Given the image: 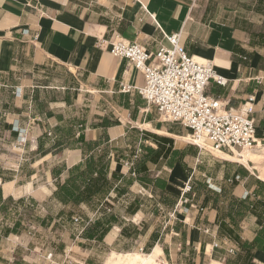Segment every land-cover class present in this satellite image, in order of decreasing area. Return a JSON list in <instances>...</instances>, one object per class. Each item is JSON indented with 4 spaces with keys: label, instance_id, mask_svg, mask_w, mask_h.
Segmentation results:
<instances>
[{
    "label": "crops",
    "instance_id": "crops-1",
    "mask_svg": "<svg viewBox=\"0 0 264 264\" xmlns=\"http://www.w3.org/2000/svg\"><path fill=\"white\" fill-rule=\"evenodd\" d=\"M179 32L187 53L212 62L217 75L226 80L224 87L210 83L211 95L231 108L254 96L258 146L250 150L245 164L221 166L217 177L207 168L198 172L202 179L197 191L202 197L197 195L193 203L203 212L182 210L177 215L171 228L174 252L170 251L169 259L172 264H264V174H256L255 167L248 165H255L253 157L264 153V0H0V141L7 132L12 142L25 139L22 146L28 158H62L61 174L55 172L57 182L50 196L63 185L69 189L74 176L79 177L76 185L81 194L86 185L97 184L98 192L76 204L53 198L61 206L100 210L128 194L134 186L131 177H136L142 189L152 186L169 192L175 182L183 185L194 174L189 171L185 176L182 168V176L177 178L181 164L173 160L186 153L171 150V174L165 179L146 175L150 172L146 166L150 159L145 160L147 147L135 167L111 148L129 132L132 126L127 125L132 121L110 116L113 107L109 104L99 116L86 120L72 117L73 110L79 111V93L89 90L115 98L123 116L134 119L137 110L140 115L147 113L140 96L117 92L120 84L141 86L142 78L127 61L113 57L108 46L120 36L154 51L166 45L163 33ZM52 69L59 70L55 84L38 81L41 75H45L42 79L51 77ZM149 117L146 114L143 120L134 121L147 128L151 126ZM151 132L158 135L161 131L153 128ZM149 151L154 152L151 159L158 154ZM221 153L238 157L243 152L234 156ZM91 161L94 167L89 171ZM145 179L148 184L141 181ZM111 217L115 224L120 223L115 214ZM103 220L88 221L83 230L101 225ZM80 237L98 242L82 233ZM153 244L151 255L160 260L163 251L158 239ZM128 255L133 254L124 256ZM151 255L146 259L154 262Z\"/></svg>",
    "mask_w": 264,
    "mask_h": 264
},
{
    "label": "rangeland",
    "instance_id": "rangeland-1",
    "mask_svg": "<svg viewBox=\"0 0 264 264\" xmlns=\"http://www.w3.org/2000/svg\"><path fill=\"white\" fill-rule=\"evenodd\" d=\"M49 74L52 75L47 76L48 79H42L45 75H41L42 78L37 80L52 81L55 84L54 75H58L59 70L52 69ZM132 92L139 96L135 90L129 93ZM79 94H81L78 103L79 111L73 110L74 119L86 120L103 114V109L109 104L113 107L110 108V116L113 118L118 116L124 122L132 121L131 125H127L132 128L125 137L116 139L111 147L123 154L121 158H124V161L133 162L135 167L136 161L138 162L143 156L144 147L157 150V156L150 159L146 165L150 169L146 175L150 177L159 175L167 179L171 174L168 163L171 150L186 153L185 157L175 158L173 162L181 164L176 173L177 178L182 176V168L185 176L189 171L194 174L190 180L193 189L188 199L192 198V195H195L194 201L197 200V195L199 198L202 197V194L197 191L202 179L198 172H203L207 168L217 177L221 166L226 164L241 166L238 163L221 160L216 151L210 148L200 149L198 147L200 144H192L187 130L178 124L164 121L154 108L147 107L146 104L143 107L148 110L147 113L140 115L137 110L135 118L132 119V115L131 118L127 115L123 116L117 109L118 102L110 97L111 95H102L90 90ZM44 96L42 94L41 99ZM72 99L75 97L72 96ZM146 114L150 115L151 126L139 127L134 120L139 118L143 120ZM153 128L161 132L155 135L156 133L151 132ZM1 138L0 264H142L143 261L146 264H152L162 263L163 260L172 264L169 253L174 252V249H171V242L175 243V240L172 239L171 228L177 223L176 217L179 214L170 216L171 205L176 202V199L179 200L180 188H183L184 184L177 185L175 182L172 191L163 192L152 186L142 189L143 186L136 181V177H131L134 184L130 185L134 186L128 194L116 197L110 205L100 207V210L90 206L84 208L61 206L50 195L53 192V184L57 182L55 178L61 174L59 170L63 162L62 158L52 156L44 160L37 157L28 158L24 151L25 147L22 146L23 140L12 142L7 132H3ZM223 153L230 155L227 152ZM257 155L259 156L253 157L256 164L248 165L255 167L256 174H264V153H257ZM133 156L136 158L130 161ZM195 156L196 160H194ZM197 160L200 163H197ZM55 172L58 174L55 175ZM28 182L31 184L27 185ZM23 185L27 186L20 189L19 187ZM104 214L110 217L104 218ZM114 214L120 223L115 224V221L110 223L114 226H110L112 229L105 242L89 243L82 240L80 232L86 222L102 218L104 220L100 226L105 228ZM74 218L83 221L75 223ZM114 238H116L115 242L111 243ZM157 239L163 251V257H160V260L151 255L153 243ZM127 254L133 255L124 256ZM149 255L155 257L154 262L146 259Z\"/></svg>",
    "mask_w": 264,
    "mask_h": 264
},
{
    "label": "built area",
    "instance_id": "built-area-1",
    "mask_svg": "<svg viewBox=\"0 0 264 264\" xmlns=\"http://www.w3.org/2000/svg\"><path fill=\"white\" fill-rule=\"evenodd\" d=\"M163 37L166 45H160L154 51L120 36L111 40L109 53L127 61L142 78L141 86L120 84V92L135 90L147 107L154 108L164 121L187 130L188 137L195 145L207 144L216 151L232 155L256 148L254 96H248L236 108L228 107L208 92L210 83L219 87L226 85V80L217 75L214 64L207 60L199 62L189 55L180 43V32L170 35L163 33ZM198 147L205 149L200 145ZM196 162L200 163L199 160ZM131 175L135 176V172H131ZM190 180L180 188V197L172 208L171 217L182 210V213H188L191 209L203 212L202 208L194 205V195L188 199L193 189ZM73 220L75 223L81 222L78 218ZM205 232L208 230L205 229ZM213 246L217 247V244ZM229 253L234 254V250L230 249Z\"/></svg>",
    "mask_w": 264,
    "mask_h": 264
},
{
    "label": "trees",
    "instance_id": "trees-1",
    "mask_svg": "<svg viewBox=\"0 0 264 264\" xmlns=\"http://www.w3.org/2000/svg\"><path fill=\"white\" fill-rule=\"evenodd\" d=\"M146 155H145V160L147 161L148 159H151V157L154 155V152H151L149 150H145ZM143 162V161H142ZM142 162L140 163L142 165ZM88 170H92L94 167V163L93 161H91L88 164ZM78 176H74L73 178H71V182H72V186L69 189L64 188V185L61 186L60 188L57 189V191L54 193L53 198L58 200L59 202L66 204L69 202L72 203H79L82 201V199L84 198H89L92 197L96 192H98V189H95L97 184L95 186H85V192H83L84 194H81V192L78 190V187L76 185V180L78 179ZM91 181V179L89 180ZM143 181V183H147L148 182L145 180H141ZM157 187H159L160 189H164L163 186L161 184H158ZM95 189V190H94ZM109 224L112 221H115V219L113 217H111ZM110 230V226L107 225L105 228L103 226L100 225H91L86 227L83 232H82V236L86 239H95L97 241H102V239L104 238V236L109 232ZM14 231V230H13Z\"/></svg>",
    "mask_w": 264,
    "mask_h": 264
},
{
    "label": "bare ground",
    "instance_id": "bare-ground-1",
    "mask_svg": "<svg viewBox=\"0 0 264 264\" xmlns=\"http://www.w3.org/2000/svg\"><path fill=\"white\" fill-rule=\"evenodd\" d=\"M194 59L197 60V61H199V62L205 61V60L198 59V58H195V57H194ZM192 144H195V143L192 142ZM198 144H200V146L203 147V148H206V147H207V148H210L211 150H214V149H212V148H211L209 145H207V144H201V143H198ZM214 151H216V150H214ZM250 152H251L250 150H247V151H244V152H243L241 155H239L238 157H229V156H227V155L222 154V153L219 152V151H216L218 157L223 158V159H226V160H229V161L238 162V163H244V162L249 158V156H250ZM110 260H111V259H110ZM109 263H110V261H109ZM110 264H112V263H110ZM142 264H146L145 261H143ZM152 264H160V263H152ZM162 264H166V263L163 262Z\"/></svg>",
    "mask_w": 264,
    "mask_h": 264
}]
</instances>
